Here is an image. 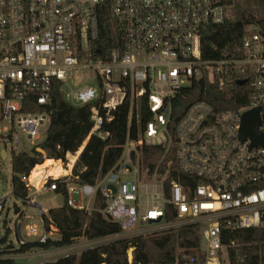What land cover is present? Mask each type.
<instances>
[{"label":"built area","instance_id":"2783aa9c","mask_svg":"<svg viewBox=\"0 0 264 264\" xmlns=\"http://www.w3.org/2000/svg\"><path fill=\"white\" fill-rule=\"evenodd\" d=\"M229 1L0 0V126L10 127L0 130V139L11 144V162L13 156L31 152L18 149L23 134L38 145L42 142L52 119L47 107L56 90L72 107H89L92 124L76 154L51 160L58 163L59 175L37 170L44 162L18 177L26 190L24 204L36 206L41 218L47 216L35 198L57 195L63 184L68 208L90 214L99 194L106 205L97 212L118 224L121 233L88 241L85 250L196 225L203 262L190 259L187 264H228L229 251L237 248L233 241L223 243L231 233L264 232V148H250L251 141L240 137L243 114L255 108L264 136V34L258 25H248L238 58L208 60L202 54L204 30L227 20ZM104 17L114 20L120 34L110 50L100 35ZM233 81L252 90L251 106L217 113L202 100L204 83L222 88ZM124 106L128 126L118 161L95 186L79 183L73 169L81 150L91 136L108 137L102 127ZM148 147L163 149V157L172 152L174 160L164 169L160 164L147 167L141 150ZM0 154L6 159L8 152ZM173 165L187 176L184 183L191 178L197 184L172 179ZM5 204L6 199L0 200V212ZM53 230L51 223L48 230L43 223L41 231L27 225L24 233L44 245ZM14 232L17 248L32 243L23 239L21 222ZM131 255L132 250L128 264Z\"/></svg>","mask_w":264,"mask_h":264},{"label":"trees","instance_id":"16d2710c","mask_svg":"<svg viewBox=\"0 0 264 264\" xmlns=\"http://www.w3.org/2000/svg\"><path fill=\"white\" fill-rule=\"evenodd\" d=\"M251 5L261 7V16L256 19L253 13L249 16L242 15L238 21H225L216 27H207L202 39L203 58L216 60L227 55L238 58V47L245 34L244 29L252 23L259 26L264 34V0H249ZM232 5L233 0L227 2ZM101 40L104 48L110 50L113 38L120 39L116 23L110 17H104L100 26ZM205 90L202 100L210 104L215 112L237 111L251 106L252 90L247 85H238L236 81L226 83L219 88L213 83H204ZM47 111L52 114L50 128L45 139L30 153L13 156L12 190L15 198L24 199L26 190L18 180L19 176L29 174L36 166L46 161L64 160L65 155L76 154L87 140L92 124L90 122V108L72 107L68 104L59 90L52 94ZM128 107L124 106L114 112L112 121L104 125L102 133H107L105 140L96 135L91 136L86 146L81 150L77 163L73 169V175L79 178L78 182L95 186L96 182L107 174L118 161L122 147L125 144L127 134ZM145 119H142L144 124ZM136 137V127L132 126V138ZM37 149L43 153H38ZM161 148H143L141 156L147 167L153 168L158 164L164 169L167 162L173 159V153L166 154ZM163 160V161H162ZM52 162V161H50ZM170 176L178 183L189 186L197 182L187 176L176 172L174 165L170 169ZM64 197V203L59 208L47 210V216L42 221L46 230L49 224L54 227L59 236L58 240H47L44 245L39 243H27L19 248L8 246L0 252V256L26 255L32 249L40 251L60 250L70 247L84 238L87 241H95L100 238L111 237L121 233L118 224L106 221L97 210L105 207L106 202L99 194L96 195L94 210L90 214L83 211H75L66 205L64 185L60 184L56 192ZM169 210V209H168ZM15 214L18 210L15 209ZM233 241L236 249L229 251L228 264H264V232L258 230H240L229 235L223 243ZM200 229L196 225H187L175 232L160 234L151 237H133L127 240L97 246V248L85 250L79 258L74 255L64 256L58 260L44 262L42 264H128V252L132 250L131 264H187L190 259L203 262L200 252ZM0 264H15L12 259H0Z\"/></svg>","mask_w":264,"mask_h":264},{"label":"rangeland","instance_id":"374dc122","mask_svg":"<svg viewBox=\"0 0 264 264\" xmlns=\"http://www.w3.org/2000/svg\"><path fill=\"white\" fill-rule=\"evenodd\" d=\"M253 13V14H252ZM227 21L234 22L238 21L241 16L244 14L246 16L253 15L256 19L261 16V7L258 5H254L250 3L249 0H233L231 7L227 10ZM67 102V100H65ZM7 127L9 125L5 124ZM5 125L3 127H5ZM0 126V130L3 128ZM10 128V127H9ZM43 128H46V123L43 124ZM18 133V130H16ZM46 135L41 136V141L45 138ZM38 145L36 142L28 139L26 135H22L19 140V151L29 152ZM10 146L8 140L0 139V153L1 151L5 150L8 152L6 159H2L0 154V200L6 199V204L2 212H0V252L3 249H7L8 246L18 247L16 234L14 232L15 225L21 222V234L23 239L29 242L34 243L37 238L26 237L24 230L27 225L35 226L38 231H41L43 228V221L42 218L38 215L39 209L36 206H30L24 204V202L18 198H15L13 195L12 190V177L14 176L12 170V162H11V155H10ZM45 161V160H44ZM50 161L44 163V166H51L49 165ZM36 204L43 209H52V208H59L64 203V197L61 195H55L54 193H47L43 194L42 196H37L35 198ZM15 209L18 210L19 214L23 216H28L29 219H25L22 221V218L15 214ZM53 236L51 237L52 240H58L59 236L53 230ZM88 241L84 238H79L77 242H75L74 249L71 252L61 251L58 250H49V251H40L36 249L30 250V252L26 253V257L23 259H13L15 264H42L44 262H50L58 260L64 256L74 255L79 258L80 253L85 250ZM103 244V243H102ZM97 244V245H102ZM130 255V253H129ZM11 256V255H8ZM8 256H0V257H8ZM132 257V255H131ZM132 262V261H131Z\"/></svg>","mask_w":264,"mask_h":264},{"label":"water","instance_id":"95a60500","mask_svg":"<svg viewBox=\"0 0 264 264\" xmlns=\"http://www.w3.org/2000/svg\"><path fill=\"white\" fill-rule=\"evenodd\" d=\"M238 85H242V82H237ZM259 108L246 112L243 114L240 128V137L243 141L249 139L251 141L250 148L262 147L264 148V136L259 132V125L261 120L258 117ZM38 153H43L42 150L37 149ZM2 158L4 156L2 155Z\"/></svg>","mask_w":264,"mask_h":264},{"label":"bare ground","instance_id":"6f19581e","mask_svg":"<svg viewBox=\"0 0 264 264\" xmlns=\"http://www.w3.org/2000/svg\"><path fill=\"white\" fill-rule=\"evenodd\" d=\"M45 162H47V161L45 160ZM47 165L44 166V164H43L41 167H38L36 169L38 170V169L46 168L45 171L48 172L49 174H52L53 176L59 175V170H56L58 167V163H53V162L49 163V165H51V166L55 165L56 168H53V167H50ZM34 174L35 173H33L32 177H34Z\"/></svg>","mask_w":264,"mask_h":264},{"label":"crops","instance_id":"0c3cea01","mask_svg":"<svg viewBox=\"0 0 264 264\" xmlns=\"http://www.w3.org/2000/svg\"><path fill=\"white\" fill-rule=\"evenodd\" d=\"M56 251H58V250H56Z\"/></svg>","mask_w":264,"mask_h":264}]
</instances>
